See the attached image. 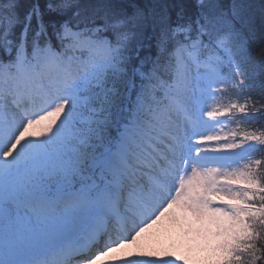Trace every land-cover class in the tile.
I'll use <instances>...</instances> for the list:
<instances>
[{
  "label": "snow or ice",
  "instance_id": "obj_1",
  "mask_svg": "<svg viewBox=\"0 0 264 264\" xmlns=\"http://www.w3.org/2000/svg\"><path fill=\"white\" fill-rule=\"evenodd\" d=\"M261 39L264 0H0V264H264Z\"/></svg>",
  "mask_w": 264,
  "mask_h": 264
},
{
  "label": "rangeland",
  "instance_id": "obj_2",
  "mask_svg": "<svg viewBox=\"0 0 264 264\" xmlns=\"http://www.w3.org/2000/svg\"><path fill=\"white\" fill-rule=\"evenodd\" d=\"M134 249V248H133ZM191 249V250H190ZM172 251L177 255L186 257L189 264H197V261L202 259V253L196 249L195 242H189L187 238L183 237L175 231H169L163 227L155 228L153 238L150 239L145 245L141 247V252L151 253L150 257L144 258H160L164 257V253ZM130 250L122 249L117 252L116 256L125 257ZM127 258H133L128 255ZM139 258V257H135Z\"/></svg>",
  "mask_w": 264,
  "mask_h": 264
},
{
  "label": "bare ground",
  "instance_id": "obj_3",
  "mask_svg": "<svg viewBox=\"0 0 264 264\" xmlns=\"http://www.w3.org/2000/svg\"><path fill=\"white\" fill-rule=\"evenodd\" d=\"M154 231H155V228L152 229V230H150L148 233H145V234L141 237V239H140V241H139V243H138L137 245H133L131 248H128V250H130V253H132V254H136V253H138V252H141V247H142L143 245H145L150 239L153 238ZM133 248H134V249H133ZM130 253H129V254H130ZM116 254H117V253H114V254H113V257H114V258H117ZM129 254H128V255H129ZM128 255H123V256H125V257H123V258H127Z\"/></svg>",
  "mask_w": 264,
  "mask_h": 264
},
{
  "label": "trees",
  "instance_id": "obj_4",
  "mask_svg": "<svg viewBox=\"0 0 264 264\" xmlns=\"http://www.w3.org/2000/svg\"><path fill=\"white\" fill-rule=\"evenodd\" d=\"M22 3H27L30 2V0H21ZM257 3H259V0H256ZM261 46H264V39H261ZM257 51L259 52V49H257Z\"/></svg>",
  "mask_w": 264,
  "mask_h": 264
}]
</instances>
